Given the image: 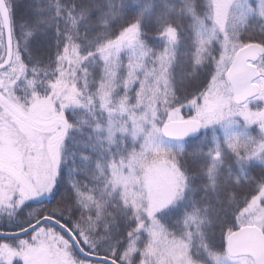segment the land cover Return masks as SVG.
Masks as SVG:
<instances>
[{
    "label": "snow or ice",
    "instance_id": "6c2138e0",
    "mask_svg": "<svg viewBox=\"0 0 264 264\" xmlns=\"http://www.w3.org/2000/svg\"><path fill=\"white\" fill-rule=\"evenodd\" d=\"M0 264H264V0H0Z\"/></svg>",
    "mask_w": 264,
    "mask_h": 264
},
{
    "label": "trees",
    "instance_id": "16d2710c",
    "mask_svg": "<svg viewBox=\"0 0 264 264\" xmlns=\"http://www.w3.org/2000/svg\"><path fill=\"white\" fill-rule=\"evenodd\" d=\"M25 2H27V0H25ZM21 12L23 11V9L20 10ZM19 14V13H18Z\"/></svg>",
    "mask_w": 264,
    "mask_h": 264
}]
</instances>
